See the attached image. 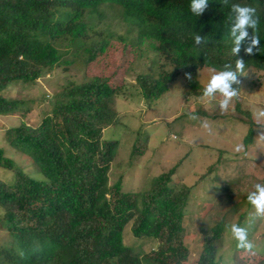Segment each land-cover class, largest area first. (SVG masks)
Returning a JSON list of instances; mask_svg holds the SVG:
<instances>
[{
    "label": "trees",
    "instance_id": "trees-1",
    "mask_svg": "<svg viewBox=\"0 0 264 264\" xmlns=\"http://www.w3.org/2000/svg\"><path fill=\"white\" fill-rule=\"evenodd\" d=\"M104 5L121 8L133 27L130 32L134 27L138 31L137 41H152L159 58L174 67L165 71L160 62L157 75L137 78L149 101L160 99L182 74L192 93L202 96L199 71L226 70L228 64L234 70L237 59L245 61V73L252 68L264 72V0H209L199 17L191 12V0H0V116L28 106L4 96L11 87L34 85L60 67L67 72L72 62L64 59L70 49L87 65L96 61L99 48L107 50L106 41L87 47ZM235 5L256 9L260 51L254 49V55L245 53L249 38L239 54L231 51ZM196 35L203 38L200 45L194 42ZM113 83L104 77L69 82L49 101L52 112L38 128L22 124L7 130V143L29 157L43 179L24 174L0 149V167L16 173L11 185L0 181L5 212L0 224L12 237L0 248V264H188L183 222L191 189L171 186L178 167L138 194L123 193L122 180L110 185L119 142L102 138L105 129L118 123L116 98L123 89ZM244 115L249 146L256 124L249 112ZM244 220L240 215L238 224ZM130 224L135 238L159 242V249L142 255L127 246ZM226 225L220 222L205 233L199 264H221L214 243L223 238ZM247 253L253 261L255 249Z\"/></svg>",
    "mask_w": 264,
    "mask_h": 264
},
{
    "label": "rangeland",
    "instance_id": "rangeland-1",
    "mask_svg": "<svg viewBox=\"0 0 264 264\" xmlns=\"http://www.w3.org/2000/svg\"><path fill=\"white\" fill-rule=\"evenodd\" d=\"M100 19L87 40V47L107 42V50L97 51L96 61L84 63L83 59L69 50L64 67L55 69L31 86L11 87L4 96L10 100L26 102L21 111L10 116H0V149L24 174L33 179H43L39 168L25 154L7 143V130L26 124L38 128L52 112L49 102L69 82L82 84L94 77L109 78L114 86H122L116 98L118 123L105 129L102 140L118 141L119 147L110 171V185L123 181V193L138 194L149 191L153 180L178 167L172 187L191 189L189 205L185 211L184 244L191 254L188 264H199L205 245V233L218 223H226L223 238L216 243L220 250L221 264H257L264 259V216L257 214L247 196L255 191L256 184L264 185V141L258 135L264 128V72L254 68L241 76L238 99L233 100L227 111H222L217 94L209 100L192 93L185 75H180L169 90L158 100L145 98L137 78L157 75L160 69L155 44L143 39L138 42V31L128 24L122 9L104 5L99 10ZM87 49L83 48L82 53ZM165 64V71L173 70ZM216 70L199 71L198 82L203 89ZM52 97V98H49ZM249 112L256 124L253 143L245 140L249 133ZM194 115L197 119H189ZM207 121L210 131L202 128ZM244 145L237 152L236 145ZM16 173L0 167V181L12 184ZM236 209L237 212H233ZM240 215L249 240L256 253L249 261L248 253L237 246L231 233ZM5 212L0 207V220ZM133 225L126 228L125 243L142 255L159 249V242L135 238ZM12 237L0 224V248L10 244Z\"/></svg>",
    "mask_w": 264,
    "mask_h": 264
},
{
    "label": "clouds",
    "instance_id": "clouds-1",
    "mask_svg": "<svg viewBox=\"0 0 264 264\" xmlns=\"http://www.w3.org/2000/svg\"><path fill=\"white\" fill-rule=\"evenodd\" d=\"M226 3L227 0H224ZM209 0H191V12L196 15H202L207 9ZM233 11L236 13L235 22L230 29V34L233 39V47L231 49L233 55L239 54L241 51V43L246 38L250 39L249 45L245 48L247 55H254V49L260 51V37L257 34L259 25V17L257 16L256 9L250 6L235 5ZM249 29L253 30V34L249 37ZM203 38L199 35L194 37L196 45H200ZM226 70L215 71L211 75L207 85L202 92V98L209 100L215 99L219 94L222 99L219 101V107L222 111H227L233 100L238 99L240 94L241 84L240 77L245 75L246 64L243 59H237L235 63V69H232L230 64L225 65ZM191 79V76L188 77ZM235 85V87H234ZM261 117H264V112L260 113ZM189 119H197L196 116L190 115ZM260 127L264 128V123L257 122ZM202 128L210 131V125L207 121L201 123ZM264 141V131H261L258 135V142ZM244 148V145H236L235 150L240 152ZM248 201L254 206L257 214L264 216V185L256 184L255 191L251 192L247 196ZM231 233L234 239L237 241V246L242 250L253 253L255 245L249 240L246 228L239 224H233L231 227Z\"/></svg>",
    "mask_w": 264,
    "mask_h": 264
}]
</instances>
